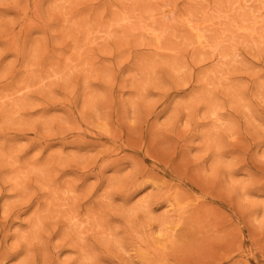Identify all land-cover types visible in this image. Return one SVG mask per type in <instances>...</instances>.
I'll list each match as a JSON object with an SVG mask.
<instances>
[{"label":"rangeland","instance_id":"374dc122","mask_svg":"<svg viewBox=\"0 0 264 264\" xmlns=\"http://www.w3.org/2000/svg\"><path fill=\"white\" fill-rule=\"evenodd\" d=\"M0 264H264V0H0Z\"/></svg>","mask_w":264,"mask_h":264}]
</instances>
